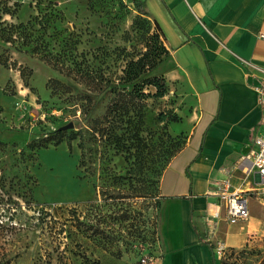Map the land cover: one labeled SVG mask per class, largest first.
Listing matches in <instances>:
<instances>
[{"label":"rangeland","instance_id":"374dc122","mask_svg":"<svg viewBox=\"0 0 264 264\" xmlns=\"http://www.w3.org/2000/svg\"><path fill=\"white\" fill-rule=\"evenodd\" d=\"M154 35L147 0H0V264H138L184 143L176 84L143 85L173 63L127 75ZM245 190L258 231L217 264H264V186Z\"/></svg>","mask_w":264,"mask_h":264},{"label":"crops","instance_id":"0c3cea01","mask_svg":"<svg viewBox=\"0 0 264 264\" xmlns=\"http://www.w3.org/2000/svg\"><path fill=\"white\" fill-rule=\"evenodd\" d=\"M147 10L165 38L173 66L164 76L182 105V122L171 131L186 140L160 181V264H217L207 242L236 249L258 231L252 220H225L214 183L230 179V192L264 186L242 166L252 140L264 138L257 92L264 86V0H147Z\"/></svg>","mask_w":264,"mask_h":264},{"label":"built area","instance_id":"2783aa9c","mask_svg":"<svg viewBox=\"0 0 264 264\" xmlns=\"http://www.w3.org/2000/svg\"><path fill=\"white\" fill-rule=\"evenodd\" d=\"M260 37L264 40V32L260 34ZM258 92V105L262 114L261 125L264 128V86L257 88ZM243 170L246 174L252 171H257L261 178L264 180V138L255 137L252 140L251 154L245 158L242 163ZM214 193L219 197V208L225 210V220L229 224H237L245 222L250 218V197L247 191L235 190L230 192V179L222 181H216L214 183ZM157 199H159L157 197ZM222 218L221 211L215 212L212 216L215 221V228L212 235L216 234L218 228V222ZM152 225H147V228L143 230V234H149L146 244V248L140 253L138 264H160L162 260V251L160 245V239L157 232V222L153 219L149 220ZM151 229L152 232H146L147 229ZM145 232V233H144ZM147 238V237H146ZM211 243V242H209ZM212 244V243H211ZM214 254L218 259L225 257L229 254V248L222 242L217 241V244H212Z\"/></svg>","mask_w":264,"mask_h":264},{"label":"trees","instance_id":"16d2710c","mask_svg":"<svg viewBox=\"0 0 264 264\" xmlns=\"http://www.w3.org/2000/svg\"><path fill=\"white\" fill-rule=\"evenodd\" d=\"M137 7H138L139 12H141L142 14H146L145 10L143 9L142 2L138 1ZM156 25L160 29L157 23ZM154 37H155L154 46H150L148 50L144 52L143 54H141V56L136 61L133 60L132 62H130L127 75L131 83H136L137 81L141 80L144 73L147 70L150 71V70L155 69L158 63L162 62L164 59H167L168 56L170 55L169 50L166 48V46L164 44H160L159 35H156V36L154 35ZM167 82L168 81L166 80L164 76H160V77H154L152 79H147L143 81V85L154 87L156 89V93L154 96L156 98H163L167 95V92H168ZM179 119H181V117L177 114L174 117V119H172V121H177ZM166 121L167 119L165 118V116H162L161 122H166ZM185 142L186 140L184 138L183 146L185 145ZM187 175L189 176L188 171H187ZM207 244L211 248H213L211 243L207 242Z\"/></svg>","mask_w":264,"mask_h":264},{"label":"water","instance_id":"95a60500","mask_svg":"<svg viewBox=\"0 0 264 264\" xmlns=\"http://www.w3.org/2000/svg\"><path fill=\"white\" fill-rule=\"evenodd\" d=\"M72 127H73L72 124H70V125H66V126L60 128V131H62V130H66V129H69V128H72Z\"/></svg>","mask_w":264,"mask_h":264}]
</instances>
